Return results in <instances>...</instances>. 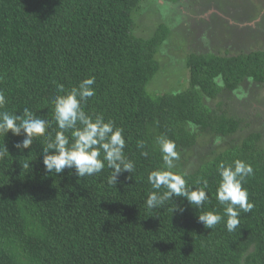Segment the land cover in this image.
Segmentation results:
<instances>
[{
  "label": "trees",
  "instance_id": "16d2710c",
  "mask_svg": "<svg viewBox=\"0 0 264 264\" xmlns=\"http://www.w3.org/2000/svg\"><path fill=\"white\" fill-rule=\"evenodd\" d=\"M140 3L0 0V90L8 101L0 110L19 115L27 107L50 122L54 136L52 100L63 95L57 85L70 90L94 77L95 95L84 110L124 129L125 154L136 164L117 185L108 184L107 167L82 178L70 174L74 169L56 175L45 172L43 138L21 151L14 144L23 135L0 137L10 154L0 161V264H264V130L218 151L198 152L202 136L212 142L237 133L241 119L222 104L219 111L212 108L209 100L238 91L246 80L263 84L264 54L191 55L187 90L153 99L146 89L160 69L156 55L169 30L162 25L152 38L135 36ZM160 135L176 142L180 159L174 170L187 171L189 187H198L200 177L208 180L204 209L183 198L173 201L186 209L182 214L173 213L171 201L146 208L152 191L147 175L163 166L155 145ZM139 141L144 148L137 147ZM237 159L253 167L243 186L255 206L241 213L234 232L223 222L206 229L198 215L223 212L215 197L217 166Z\"/></svg>",
  "mask_w": 264,
  "mask_h": 264
},
{
  "label": "clouds",
  "instance_id": "9594fccd",
  "mask_svg": "<svg viewBox=\"0 0 264 264\" xmlns=\"http://www.w3.org/2000/svg\"><path fill=\"white\" fill-rule=\"evenodd\" d=\"M219 79L217 76L214 82ZM94 84L95 78L89 77L70 90H65L62 84L57 85V91L63 95H56L52 100L57 129L54 136L49 131L50 122L25 107L19 115L0 110V137H7L9 133L16 137L23 135V139L14 144L21 151L31 149L35 140L43 138L42 163L47 173L58 175L65 169H74V173L70 174L82 178L99 174L107 167L111 170L108 184L117 185L120 175L133 173L136 164L125 154L124 129L117 127L112 120L105 121L103 115L93 117L85 112L83 105L95 95ZM7 103L4 92L0 90V109ZM66 133H70V137ZM216 143H220V138H217ZM155 145L161 154L163 166L147 175L152 191L147 194L146 208H161L168 201L173 203L176 198H183L198 211L204 209L210 199L208 180L200 177L196 181L198 187H189L187 171L174 170L175 162L180 159L176 142L160 135L156 137ZM137 147L144 148L143 141H139ZM9 155L6 145L0 146V161ZM141 155L147 157L148 153L142 151ZM29 164L26 158L23 167L27 169ZM216 170L219 181L215 197L223 212L215 208L202 211L198 215V222L206 229H214L223 222L226 230L231 233L240 226L241 213H250L255 206L249 201L248 190L243 186L246 179L254 174V170L251 164L239 159L231 164L220 162ZM174 205L173 213L182 214L186 210L178 204Z\"/></svg>",
  "mask_w": 264,
  "mask_h": 264
},
{
  "label": "rangeland",
  "instance_id": "374dc122",
  "mask_svg": "<svg viewBox=\"0 0 264 264\" xmlns=\"http://www.w3.org/2000/svg\"><path fill=\"white\" fill-rule=\"evenodd\" d=\"M134 18L137 37L152 38L162 25L169 30L156 55L160 69L146 89L153 99L187 90L191 55L231 58L264 54V0H141ZM221 104L223 111L241 119L237 133L221 138L220 143L202 136L198 152L207 147L218 151L264 130V83L246 80L238 91H224L209 100L218 111Z\"/></svg>",
  "mask_w": 264,
  "mask_h": 264
}]
</instances>
